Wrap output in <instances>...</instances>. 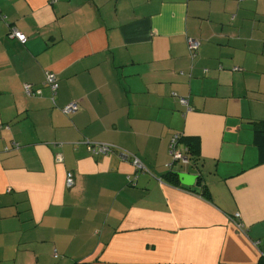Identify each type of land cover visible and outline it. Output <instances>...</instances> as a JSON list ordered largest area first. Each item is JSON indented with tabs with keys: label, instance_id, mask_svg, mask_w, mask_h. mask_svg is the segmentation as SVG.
I'll return each instance as SVG.
<instances>
[{
	"label": "crops",
	"instance_id": "0c3cea01",
	"mask_svg": "<svg viewBox=\"0 0 264 264\" xmlns=\"http://www.w3.org/2000/svg\"><path fill=\"white\" fill-rule=\"evenodd\" d=\"M256 128L264 0H0V264H264ZM177 133L197 192L165 178Z\"/></svg>",
	"mask_w": 264,
	"mask_h": 264
},
{
	"label": "trees",
	"instance_id": "16d2710c",
	"mask_svg": "<svg viewBox=\"0 0 264 264\" xmlns=\"http://www.w3.org/2000/svg\"><path fill=\"white\" fill-rule=\"evenodd\" d=\"M52 1H55V0H52ZM193 40H196V39H193ZM196 41H198V40H196ZM26 42H27V37H26L25 43ZM25 43H23V44H25ZM200 45H201V43L199 42L198 49L195 50L192 53L189 50L190 56H191L192 59H196L197 58L198 52H199V49H200ZM46 83L50 87V85L47 82V77H46ZM58 85H59V83H58ZM50 89L52 90L51 87H50ZM180 102L183 103V104L185 102L184 105H188L189 104L188 97H184V98L181 97L180 98ZM78 110H79V106L77 108V111ZM77 111H75V112H77ZM178 134L179 133H177V134L174 135V137L171 139V142H170V145H169V159H168V163L165 164V167L168 170H170V171L165 176V178L168 179V180H170V181H172V182H174V183H176L177 185H179L183 189H186V190H189V191H193V192H197L193 187L183 186L181 184L180 180H179L178 175H177V173H179V172H174L175 169H177L176 166H179V165H181V166H186V165L189 166L190 165L192 167L193 166L192 164H195L194 162H197V160H198L197 157H198V154H199L198 149H197V144H196L195 141H193L192 139H187L185 136L178 135ZM176 137H177V139H176V144H175L174 139ZM254 143H255V146L257 147L258 153H259V160H258V162H259V164H263L264 163V130L263 129H261V128H256L255 129V133H254ZM180 144H183V147H185L184 150L180 148L181 147ZM103 145H106L109 148V151H107L106 153H101L100 152V147L103 146ZM88 146L90 147V150H91V152H93V154L111 155V154H114L115 152H118V153L120 152V154H123V157L125 159H127V160L131 159L133 163L136 160L139 161L140 167H137L136 166L138 172H147V173H149V169L147 167H144L142 165L140 159L136 155H134V154H132V153H130L128 151H125V150L121 149L117 145H114V144H111V143H90V144H88ZM177 152H180L183 155H185V157L188 159V163H184L183 161H175L174 160V155ZM69 174H72V173H69ZM149 174H151V173H149ZM207 188L208 187L205 184L203 186V189H202L203 196H209V193H208V189Z\"/></svg>",
	"mask_w": 264,
	"mask_h": 264
},
{
	"label": "built area",
	"instance_id": "2783aa9c",
	"mask_svg": "<svg viewBox=\"0 0 264 264\" xmlns=\"http://www.w3.org/2000/svg\"><path fill=\"white\" fill-rule=\"evenodd\" d=\"M13 33H14L12 35L13 37H15L16 39H18L20 42L25 43L26 36L24 34H22L20 32H16V31H14ZM188 47H189V50L192 53V52H194L195 50L198 49L199 42L196 41V40L190 39L188 41ZM47 82H48V84L50 85V87L52 88V90L54 92L59 88L57 78H56V76L54 74H50L49 73L47 75ZM25 90L29 93L30 90H31V86H26L25 87ZM77 108H78L77 104H70V105H68V106L65 107L64 112L66 114H71V113H74L75 111H77ZM176 139H177V137L174 139L175 144H176ZM107 151H109V148L106 145H103V146L100 147V152L101 153H106ZM174 160L175 161H183L184 163H188V159L185 157V155H183L180 152L175 153ZM134 163H135V165L137 167H140V163H139L138 160H136ZM68 183H69V185H72V183H73V179H72V175L71 174H69V176H68Z\"/></svg>",
	"mask_w": 264,
	"mask_h": 264
},
{
	"label": "water",
	"instance_id": "95a60500",
	"mask_svg": "<svg viewBox=\"0 0 264 264\" xmlns=\"http://www.w3.org/2000/svg\"><path fill=\"white\" fill-rule=\"evenodd\" d=\"M179 179H180V182L183 186H186V187H193L195 186L196 182L198 181L199 179V176L198 175H193V174H190V173H177Z\"/></svg>",
	"mask_w": 264,
	"mask_h": 264
},
{
	"label": "rangeland",
	"instance_id": "374dc122",
	"mask_svg": "<svg viewBox=\"0 0 264 264\" xmlns=\"http://www.w3.org/2000/svg\"><path fill=\"white\" fill-rule=\"evenodd\" d=\"M177 168L180 170L179 173H186L187 171H189V167H187V166H183V167H181V166L179 165V166H177Z\"/></svg>",
	"mask_w": 264,
	"mask_h": 264
}]
</instances>
